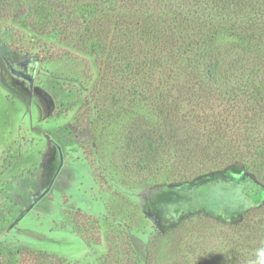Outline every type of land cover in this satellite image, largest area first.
<instances>
[{"label": "rangeland", "instance_id": "374dc122", "mask_svg": "<svg viewBox=\"0 0 264 264\" xmlns=\"http://www.w3.org/2000/svg\"><path fill=\"white\" fill-rule=\"evenodd\" d=\"M120 1L2 2L11 4L0 14L6 48L37 69L31 103L0 77V264H264V189L251 179L264 174L253 162L264 153V111L245 130L226 129L210 150L212 175L195 178L211 168L199 149L173 148L152 170L129 169L128 137L159 116L145 100L151 67L118 45L128 39L117 33ZM134 1H124L133 13ZM140 72L143 93L130 87ZM47 136L61 146L63 169L25 213L34 200L13 185L28 177L36 196ZM130 234L146 245L145 261Z\"/></svg>", "mask_w": 264, "mask_h": 264}, {"label": "trees", "instance_id": "16d2710c", "mask_svg": "<svg viewBox=\"0 0 264 264\" xmlns=\"http://www.w3.org/2000/svg\"><path fill=\"white\" fill-rule=\"evenodd\" d=\"M124 1L117 33L128 39L118 40V45L130 52L137 66L151 67L153 79L145 100L160 120L145 122L148 130L128 137L134 153L129 169L152 170L173 148L181 154L199 149L211 168L194 172L195 178L214 174L216 157L210 158V150L220 147L226 129L233 125L245 130L246 123L264 111V0H135L139 9L134 13ZM2 2L0 14L11 9L10 3L3 8ZM26 6L24 2L21 7ZM10 35V29L1 33L0 52L9 51ZM141 75L135 74L130 85L134 92H145L137 85ZM253 162L257 171H264L262 150ZM260 175L251 179L264 189V174ZM36 187L28 177L13 185L28 201L35 196L27 190ZM129 237L139 260L145 261L146 245L134 234Z\"/></svg>", "mask_w": 264, "mask_h": 264}, {"label": "flooded vegetation", "instance_id": "af4514ba", "mask_svg": "<svg viewBox=\"0 0 264 264\" xmlns=\"http://www.w3.org/2000/svg\"><path fill=\"white\" fill-rule=\"evenodd\" d=\"M37 63L32 57H26L11 53L0 52V77L12 91L26 96L29 100L34 89V79ZM155 219L159 222L160 215L155 213Z\"/></svg>", "mask_w": 264, "mask_h": 264}, {"label": "water", "instance_id": "95a60500", "mask_svg": "<svg viewBox=\"0 0 264 264\" xmlns=\"http://www.w3.org/2000/svg\"><path fill=\"white\" fill-rule=\"evenodd\" d=\"M32 93L29 97V102L31 103L32 100ZM47 140L51 143V153L48 155L45 163H44V171H45V180L39 187V190L34 197V202L26 209L25 213L29 212L34 208L36 202L44 197V195L52 188L55 180L60 175L63 165V151L61 146L51 137L47 136ZM25 213L19 218L21 219Z\"/></svg>", "mask_w": 264, "mask_h": 264}]
</instances>
